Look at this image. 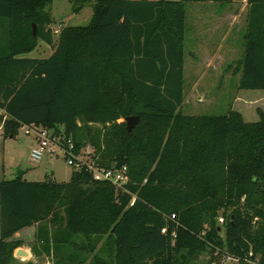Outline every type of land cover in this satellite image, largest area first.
Wrapping results in <instances>:
<instances>
[{
  "label": "trees",
  "instance_id": "16d2710c",
  "mask_svg": "<svg viewBox=\"0 0 264 264\" xmlns=\"http://www.w3.org/2000/svg\"><path fill=\"white\" fill-rule=\"evenodd\" d=\"M52 1L0 0L2 134L42 127L71 139L78 154L83 132L102 131L111 150L102 152L96 136L93 160L126 166L129 181L119 189L84 169L68 182L1 180L0 264L21 245L13 236L34 225L43 253L65 247L70 262L86 249L77 237L107 236L113 254L94 264H196L203 256L204 264H264V114L248 123L237 111H180L185 4L243 0H68L75 12L94 2L91 20L61 27L55 43L45 11ZM247 2L239 88L264 90V0ZM39 40L53 47L48 58H20ZM131 116L140 119L128 133ZM45 223L50 230H38Z\"/></svg>",
  "mask_w": 264,
  "mask_h": 264
},
{
  "label": "rangeland",
  "instance_id": "374dc122",
  "mask_svg": "<svg viewBox=\"0 0 264 264\" xmlns=\"http://www.w3.org/2000/svg\"><path fill=\"white\" fill-rule=\"evenodd\" d=\"M93 5L94 2L86 3L81 11L75 12V4L68 0L52 1L46 7L45 11L49 12L53 19V23L49 26L53 33V41L57 36L55 31L61 28L60 25L63 27L87 26L91 20ZM196 5L194 2L185 5L187 32L185 36L181 113L190 116H223L227 115L230 111H237L241 114L245 122H257L260 113L264 114V90H242L239 88L241 78L240 63L244 51L242 37L238 38L237 35H232L229 44L227 42L221 43V45H225L224 48H232L230 58L217 61V64H220L215 65L213 70L204 68L205 62L201 61L200 58L203 53L195 49L196 43L193 40V22L198 17L195 8ZM218 15V11L207 9L201 12L199 20L205 28L211 25ZM34 29L36 33L35 26ZM214 38L216 39L215 36ZM52 50V46L39 40L34 51L21 55L20 58L44 59L48 57ZM191 54L195 57L191 56ZM198 62L200 63V67L202 66L200 71H196L197 69L194 66ZM201 69H205L203 74L200 73ZM200 74L203 79L196 83L195 80ZM122 121V119L118 120L119 123ZM91 127L94 129L99 126L91 124ZM26 130H28V127H20L13 137H5L2 134L3 122H0V180L13 179L21 176L24 180L36 182L44 180L49 175L57 182H68L73 168L66 164L62 155H45L35 166L30 163L29 155L31 149L36 146V139L32 132L26 134ZM56 131L61 134L64 129L58 128ZM83 133L86 138L83 149L90 151L91 155L94 153L95 148L90 140L96 136L98 137V144L102 152L106 150V153H108L111 150L105 149L106 139L102 131L90 130ZM98 158L102 160L100 152ZM37 228L38 230L42 228L48 231L50 226L49 223H45ZM20 238V241L26 246H30L31 248L35 247L38 253L30 259H26L23 256H16L13 253L14 259L10 264H78L77 261L80 259H84V264H94L96 257L102 260H109V256L113 254L114 248L113 241L107 236L91 238L89 241L90 244L83 237H77L76 240L79 244L86 245V249L85 251L79 252L77 260L70 262L68 258L71 251L65 247L59 250L58 255L46 256L37 243L38 239L36 240L34 235H22ZM207 259L206 256L200 257L196 264H204ZM218 264L239 263L231 259L221 258Z\"/></svg>",
  "mask_w": 264,
  "mask_h": 264
},
{
  "label": "crops",
  "instance_id": "0c3cea01",
  "mask_svg": "<svg viewBox=\"0 0 264 264\" xmlns=\"http://www.w3.org/2000/svg\"><path fill=\"white\" fill-rule=\"evenodd\" d=\"M196 3V13L198 17L193 22V40L195 41V49L202 52L201 61L205 62L204 68L210 70L214 69L217 61H223L225 58H230L231 54V47L224 48L221 43L229 44L231 40V36H238V38L242 37L244 42V34L246 33L248 27V2L247 0H243L241 2H233V3H225L219 4L214 2H194ZM218 4V5H216ZM186 5V4H185ZM207 9H213L218 11V17L213 20V23L205 28L202 26L201 21L199 20V15L201 12ZM203 10V11H202ZM63 27L62 25H60ZM187 32V24H186V6H185V32H184V39H183V51L185 52V36ZM58 36V34H56ZM241 35V36H240ZM57 36L54 39V43L57 41ZM216 37V39L214 38ZM215 44H217L215 46ZM211 47V48H210ZM206 49V50H204ZM53 50L50 52L48 57L52 54ZM191 56L195 57L191 54ZM47 57V58H48ZM196 71H200V63L194 64ZM205 69H201L200 73H204ZM183 77H184V62H183ZM203 77L198 76L195 82L202 80ZM1 181V180H0ZM28 181V180H26ZM36 226H31L22 229L21 231L17 232L11 240L20 241L22 235H34L35 237ZM21 249L22 251L27 253V256H24L26 259H30L34 257L32 253L31 247L26 246L24 243L21 242V245L17 247L14 251ZM14 252V253H15ZM24 259V258H23Z\"/></svg>",
  "mask_w": 264,
  "mask_h": 264
},
{
  "label": "built area",
  "instance_id": "2783aa9c",
  "mask_svg": "<svg viewBox=\"0 0 264 264\" xmlns=\"http://www.w3.org/2000/svg\"><path fill=\"white\" fill-rule=\"evenodd\" d=\"M59 30L55 33L59 34ZM32 132L36 139V146L31 149L29 160L32 165H36L45 155H62L68 166L73 169H84L91 174L94 181L107 182L119 189H123L129 181L128 168L126 166L106 168L99 166L92 158L90 151L81 149L78 154L74 153V144L71 139H64L56 136L52 131L42 127H28L26 134ZM134 198L130 205H133ZM219 223H223V219L219 218ZM165 234V229L161 230ZM173 237L174 234H173ZM226 259H231L226 257ZM236 261V260H234Z\"/></svg>",
  "mask_w": 264,
  "mask_h": 264
},
{
  "label": "water",
  "instance_id": "95a60500",
  "mask_svg": "<svg viewBox=\"0 0 264 264\" xmlns=\"http://www.w3.org/2000/svg\"><path fill=\"white\" fill-rule=\"evenodd\" d=\"M33 37H35L34 25H33ZM139 119H140L139 116H131V117L125 118L124 121L126 123V130L128 133H131L132 129L138 124ZM15 255L24 257V256H27V253L19 249L15 252Z\"/></svg>",
  "mask_w": 264,
  "mask_h": 264
}]
</instances>
